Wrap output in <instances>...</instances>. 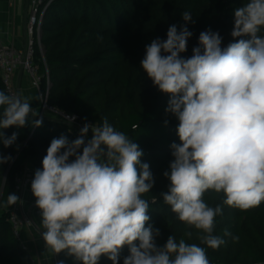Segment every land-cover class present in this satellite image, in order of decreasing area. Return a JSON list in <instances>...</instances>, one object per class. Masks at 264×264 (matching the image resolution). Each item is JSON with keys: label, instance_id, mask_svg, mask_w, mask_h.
Returning <instances> with one entry per match:
<instances>
[{"label": "clouds", "instance_id": "1", "mask_svg": "<svg viewBox=\"0 0 264 264\" xmlns=\"http://www.w3.org/2000/svg\"><path fill=\"white\" fill-rule=\"evenodd\" d=\"M182 18L191 22V12L185 11ZM262 29L264 0H248L234 11L231 36L250 39L235 40L222 49L218 32L202 31L193 55L184 58L180 54L187 51L193 33L186 26L178 32L172 25L166 40L156 38L146 45L140 64L153 86L170 95L165 112L179 121L180 143L170 146L174 159L170 171L163 173L170 184L161 196L181 222L200 231V243L213 250L226 243L213 234L215 217L223 215V208L210 207L206 192H222L223 204L241 211L264 202ZM32 99L0 91V129L24 127L29 115L37 116ZM42 122L37 119L33 126ZM89 130L92 137L86 142ZM17 135L5 138L2 133L0 141L10 147ZM142 155L138 144L107 117L97 125L85 123L74 141L63 135L51 141L42 169L31 181L48 252L66 251L79 264H98L101 256L118 264L127 245L130 254L123 264H210L204 247L183 238L177 241L170 235L162 247L156 245L160 230L148 224L150 204L143 198L155 181L149 164L141 163ZM10 160V155H0V164ZM18 202L17 195L9 194L0 207ZM185 236L191 238L192 232ZM224 236L239 240L227 229Z\"/></svg>", "mask_w": 264, "mask_h": 264}, {"label": "trees", "instance_id": "2", "mask_svg": "<svg viewBox=\"0 0 264 264\" xmlns=\"http://www.w3.org/2000/svg\"><path fill=\"white\" fill-rule=\"evenodd\" d=\"M247 2L54 0L43 16L42 53L37 45L34 48L33 62L41 81L39 92L43 96L47 93L48 106L76 116L82 124L97 125L107 117L114 128L124 132L142 150L141 163L149 164L155 181L143 198L150 204L148 224L160 230L156 245L162 247L170 235L177 241L183 238L186 243L204 247L210 264H264V202L259 207L241 211L224 205L222 192H206L204 200L210 207L223 208V215L215 217L213 234L226 243L216 250L201 244L200 231L188 228L177 218L164 203L161 193L168 192L170 181L163 173L170 171L169 164L174 159L171 144L180 143L179 121L175 115L165 112L170 95L153 86L140 64L146 45L156 38L166 40L172 25L177 26L178 32L186 26L193 33L187 41V51L180 54L184 58L193 55L202 31L218 32L222 49L235 40L250 39L231 36L234 11ZM185 11L191 12V22L183 20ZM259 35H264V29ZM0 91L4 92L1 79ZM2 112L0 107V115ZM35 120L37 117L29 116L24 127L0 129V139L2 133L5 138L14 132L18 134L10 147L5 148L0 141V155L11 156L10 162L0 164V202H6L12 194L16 177L25 170L34 175L37 169H42V160L54 138L63 135L69 142L78 138L71 134L72 128L62 122L42 118V125L34 127ZM7 220L6 208L0 207V264H31ZM225 229L239 240L224 236ZM186 231L192 232L191 238L185 236ZM135 243L138 245V241ZM129 254V247L125 245L118 264H123ZM57 258L59 264L61 261L79 264L66 251L57 254ZM98 264H112V261L101 256Z\"/></svg>", "mask_w": 264, "mask_h": 264}, {"label": "built area", "instance_id": "3", "mask_svg": "<svg viewBox=\"0 0 264 264\" xmlns=\"http://www.w3.org/2000/svg\"><path fill=\"white\" fill-rule=\"evenodd\" d=\"M53 1L54 0H30L29 16L26 27L28 42L23 51H17L12 46L5 45L0 41V79L6 94H17L14 83V75L18 69H22L30 78L31 86L38 92V97H40L39 101L41 114L47 113L52 119L70 126L72 128L70 130L71 134L78 137L80 129L84 126V124L79 123L76 116L65 114L46 104L47 93L43 96L39 92V85L41 81L37 76V68L33 62L35 45L38 46L42 53L40 36L43 16ZM41 116L42 115H38L37 119H41ZM91 137L92 132L89 130L87 136L85 137V141L87 142V140L91 139ZM33 178L34 175L27 170L16 177L12 194L19 197V202L6 209V213L8 215L7 221L11 227L14 238L19 243L21 231L25 228H31L34 225L32 214L27 209V205L23 200V194L31 185ZM33 215L41 216L40 209L36 207L33 210ZM20 246L22 251L27 253V248L21 243Z\"/></svg>", "mask_w": 264, "mask_h": 264}, {"label": "crops", "instance_id": "4", "mask_svg": "<svg viewBox=\"0 0 264 264\" xmlns=\"http://www.w3.org/2000/svg\"><path fill=\"white\" fill-rule=\"evenodd\" d=\"M29 5L30 0H0V41L5 45L12 46L17 51H23L27 46L26 27ZM14 83L17 93L33 98L30 106L37 110L38 115H42L40 112V101L36 99L38 92L31 86L30 78L22 69L16 71ZM29 116L32 117L31 115ZM41 117L51 118L49 114L47 117ZM23 200L32 214L34 225L21 231L20 243L27 248L31 264H59L57 254H52L46 250L45 242L41 237V232L43 231V229H39L41 216L33 215L36 204L35 197L31 192V185L23 194Z\"/></svg>", "mask_w": 264, "mask_h": 264}, {"label": "rangeland", "instance_id": "5", "mask_svg": "<svg viewBox=\"0 0 264 264\" xmlns=\"http://www.w3.org/2000/svg\"><path fill=\"white\" fill-rule=\"evenodd\" d=\"M39 105H40V103H39ZM38 113V112H37ZM42 116H45V117H47L48 116V114L47 113H42ZM33 117V116H32ZM36 117V116H35ZM35 117H33V118H35Z\"/></svg>", "mask_w": 264, "mask_h": 264}]
</instances>
